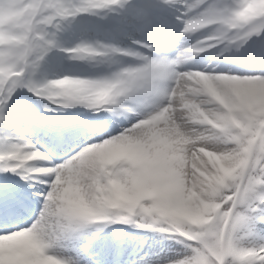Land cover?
Wrapping results in <instances>:
<instances>
[{"label":"clouds","instance_id":"clouds-1","mask_svg":"<svg viewBox=\"0 0 264 264\" xmlns=\"http://www.w3.org/2000/svg\"><path fill=\"white\" fill-rule=\"evenodd\" d=\"M223 2L227 7L229 0ZM32 8L28 0H0V16L22 14L24 23ZM190 23V30L187 24L180 29V38L185 44L194 42L179 50L169 75L152 80V95L141 90L142 81L127 75L136 69L131 67L113 71L106 80L120 77L123 83L110 90L69 83L53 91L62 103H83L136 122L81 150L76 155L80 160L63 167L53 181L56 189L46 200L49 210L43 221L37 223L39 216L30 227L11 234L28 237L38 246L29 264H58L41 245L62 224L84 219L93 223L118 215L185 241L202 242L209 250L205 264H227L229 257L237 264H264V248L245 247L240 231L232 230L238 199L264 196V75L180 70L199 54L218 46L232 47L257 24L264 26V0H243L237 10L226 11L222 17L194 18ZM21 26L3 24L0 32L15 33ZM60 80L89 79L65 76ZM141 98L151 101L148 111L140 110ZM123 144H133L155 159L166 174L168 190L155 199H136L130 178L140 171H133L127 160L104 165L103 154ZM43 158L38 151L26 154L28 161ZM83 159L92 163L84 167ZM122 187L130 189L126 196L119 193ZM0 264H15L6 247Z\"/></svg>","mask_w":264,"mask_h":264},{"label":"bare ground","instance_id":"bare-ground-1","mask_svg":"<svg viewBox=\"0 0 264 264\" xmlns=\"http://www.w3.org/2000/svg\"><path fill=\"white\" fill-rule=\"evenodd\" d=\"M12 2H17V0H12ZM209 2L216 3L217 0H209ZM133 4L134 2H131L125 9H122L129 16L124 15L120 17V15L115 14L116 12L104 9L98 10V14L95 15L81 13L80 15L74 18H69L68 21L63 22L62 31L58 34V40L61 48L64 50L54 49L51 51L40 63L35 75L30 78L39 87L45 81L62 79L65 76H73L89 80H106L111 77L113 71L118 67H142L144 64L143 60L140 61L136 57L133 58L134 55L126 56L120 52L112 55L110 58H98L96 60L73 59L70 53L71 49L81 43L93 45L101 43L114 46L123 51L130 50L133 53L142 54V52L145 51L143 45L148 44V42H151L154 39L151 26L156 25L157 21H164V23L169 22L168 19H164L167 15H179L174 9L159 7V10L164 11V13L152 12L153 18L150 17L151 22L148 23L140 18L141 9L136 12L131 10V8L134 7ZM141 4L145 6L148 5V2L144 1ZM17 16L18 14L10 18L0 16V25H17ZM113 19H117L120 22L122 21L125 24H129L132 21H139V24L123 28L121 25L113 23ZM49 31L51 32L55 30L49 29ZM179 31L180 30L177 32L178 34ZM199 35L200 34L198 33L197 36ZM117 37L118 39H116ZM3 38L4 33L0 32V40H3ZM129 38L134 41V44L129 43ZM126 39H128V41ZM193 42L194 39L185 44L184 41L179 38L174 41V47L172 49L178 53L182 47L188 46ZM122 43H126V45H122ZM138 43L142 45V47H137ZM263 43L264 37L260 38L259 41L248 50L251 60H247L240 56V50L235 48H231L230 50L225 51L224 54L217 55L218 57L213 59L217 52H222L225 49L223 46H218L208 55L199 54L193 62L185 65L180 70L198 69L217 72L222 71L233 75H264V57L259 54ZM169 52L171 53L170 50ZM147 54L148 55L143 54V56H148L150 58H153L154 56L149 51ZM260 62L263 63L260 64ZM24 89L28 90L26 91L27 93H25L26 100L18 102L15 99H12L8 104L7 113L10 117L11 126L14 129H18L19 125L22 126L24 122H27V112L30 117L31 115H35V119H32L36 120V122L43 117L46 119V122H48L50 119H55V117L49 113L54 112L57 116L60 110L65 111V107L62 104H52L48 99H44V103L39 107L29 95L30 92L28 87L25 86ZM150 102L151 101L147 99L145 103L149 104ZM252 103H255L254 98L252 99ZM138 104L141 111L149 110L144 107L143 98H141ZM46 107H50L54 110L46 111ZM89 111H95V109L90 108ZM56 118L57 119H55L51 125L58 122L57 120L59 117L57 116ZM139 118L142 117H137L136 119ZM116 122V124H107L87 134V137L80 141L84 144L81 147H74V149H80L81 151L88 145L99 143L102 139L108 138V135L117 134L123 131L124 128L130 127L132 123L136 122V120L127 121L121 117L117 119ZM20 132L23 137L35 147L39 146L42 149H46L50 151L53 156L60 155L58 152L59 147H65L63 143H56V141L47 133L38 132L37 129L25 128L23 132ZM2 137L3 129L0 126V150L4 148ZM46 143L51 144V146L49 148L45 147ZM78 143H75L74 146ZM103 159L110 162L109 165L112 163H118L122 160H127L129 162L137 161L140 164H147L155 161V159L150 157L147 152L137 148L133 144L116 145L103 154ZM38 162L41 163L46 161H28L26 164L29 167V165ZM7 173L10 174L11 172ZM41 173L42 172L27 171V174L24 175H28L32 178L33 175ZM1 175L0 191L2 188L5 189L8 186L5 181L4 184L1 183ZM46 176L49 178L48 183L43 186L42 184L36 186L34 191L37 192L31 195H35V198H31V207H27L26 215H20L18 223L17 221L13 222L12 227L14 229L20 225L30 227L43 212L45 195L50 191V184L54 181V178L48 176V174ZM32 181H37V179L29 180V182ZM1 193L3 192H0V194ZM111 224V221H104L103 219L89 223L86 227L77 229L74 232L67 231L63 233L61 239L57 240L53 248L49 249V254L55 255L58 259H61L63 264H73V262L74 264H157L159 262L160 264H169V261L182 259L185 255L190 253V249L186 246L187 242L181 243L180 241H182V239H175L167 232H161L156 237L154 234H149V231L146 228L134 226L130 230L125 231L121 228L115 229ZM252 225L254 227L250 233H246L248 230H245L246 232H244V229L240 232L242 234L245 233V235L247 234L248 237H250V240L252 239L255 243V241L257 242L261 239L260 236L264 238V224L257 220L256 223H252ZM3 234L5 233H0V235ZM158 236H160L161 240H159ZM5 247L7 248L9 259L15 261V264H19V260L22 258L36 254L39 251L36 243L30 238L18 237L15 240H9L7 244L0 241V259H2V252ZM126 249H129V256L133 255V260L127 258L126 253L124 254Z\"/></svg>","mask_w":264,"mask_h":264},{"label":"snow or ice","instance_id":"snow-or-ice-1","mask_svg":"<svg viewBox=\"0 0 264 264\" xmlns=\"http://www.w3.org/2000/svg\"><path fill=\"white\" fill-rule=\"evenodd\" d=\"M33 4L31 17L29 21L22 25L15 33H4L3 40H0V126L3 129L2 142L4 148L0 150V172H11L16 175H21L25 181H29L31 177L23 175V172L36 171L48 174V176L56 179L63 167H69L80 160V157L75 156L67 162L52 168L36 167L29 168L26 164V154L32 152H41L25 139L19 129H14L11 126L10 117L7 113L9 102L12 100L15 91L21 87H28L29 91L37 95L46 97L52 104H62L65 108L71 107L72 103H62L53 94L55 89L64 87L72 83L78 87L88 88L95 87L99 89L110 90L119 86L123 81L120 77L111 80L89 81V80H76V81H62L55 79L45 81L41 86L30 78L35 75L40 63L48 56L54 49L61 48L58 40V34L62 31V24L68 21L69 18H74L81 13L98 14V10L107 9L109 11H116L117 9H125L131 3V0H28ZM243 3V0H235L229 2L226 7L223 0H217L216 3H210L209 0H159V7L174 9L179 15L176 17L178 23L184 27L188 25L189 30L192 27L190 21L194 18L198 19H216L225 15L226 11H235ZM152 5H145L140 10V18L145 22L150 23ZM54 29L55 31H49ZM264 34V26L256 25L253 30L248 31L241 41L233 45L237 50L252 36L257 34ZM16 38L13 39L12 37ZM145 48L150 46L143 45ZM232 47H226L224 50H230ZM155 53V58L148 56H141L138 53L123 51L111 45L101 43L88 44L81 43L75 48L70 50L73 59L77 60H93L98 58H107L118 52L123 55H136L139 59L144 61L142 67L136 68L134 71L129 72L127 75L133 79L142 81L141 90L147 92L149 95L153 94L152 80L154 78H165L171 73L174 64L177 62L175 59L161 58L160 54L156 52L155 48H151ZM185 54L181 52V58ZM19 73V75H14ZM46 111H53L54 109L46 107ZM43 153V152H41ZM51 158L48 154L44 153V158L41 161H49ZM37 161V160H34ZM84 167L89 166L91 161L83 159L81 161ZM110 162L104 160V165H109ZM117 163H112L115 165ZM132 170L140 172L143 165L137 161H131ZM41 169H48V171H41ZM43 183V179H41ZM56 185L52 182L50 184V191L45 195V204L43 212L37 223H41L45 218V214L49 210V205L46 200H51L50 193H54ZM246 209V211H244ZM150 211V209H145ZM233 216H237V223L232 226L233 232L244 230H252V222L258 215L264 221V196L259 197H241L235 204ZM15 219V203L10 200L8 210H5L2 197H0V238L15 240L18 237H13L11 234L18 231L20 228L26 226L20 225L13 228L12 224ZM112 219L123 220L130 222L126 216H115ZM89 224L87 219L81 220L76 224L68 223L62 224L56 231L54 237L49 240L47 244H42V249H50L57 240L63 237V233L70 230H77L86 227ZM140 227L144 225L140 224ZM181 243L193 241H180ZM186 246L190 249V253L185 255L182 259L169 261V264H205V258L209 254V250L202 242H195L194 244L187 243ZM264 248V242L255 247L256 251ZM52 255V254H50ZM55 256V255H53ZM29 257L26 256L20 261V264H29ZM56 257V256H55ZM58 264H63L61 259L56 257ZM74 264V262H73ZM227 264H237L236 261L230 257ZM258 264V262H256Z\"/></svg>","mask_w":264,"mask_h":264},{"label":"rangeland","instance_id":"rangeland-1","mask_svg":"<svg viewBox=\"0 0 264 264\" xmlns=\"http://www.w3.org/2000/svg\"><path fill=\"white\" fill-rule=\"evenodd\" d=\"M231 1L235 2V0H229V2H231ZM24 24H26V23H24L22 14H18V16H17V25H24ZM124 27H129V26L128 25H124ZM116 39H118V37ZM126 40L128 41V39H126ZM129 40H130L129 43H131V44L133 43L134 44V41H132L130 38H129ZM122 45H126V43H122ZM127 45H128V43H127ZM138 46H140L139 43L137 44V47ZM141 56H143V55H141ZM135 57L137 59H139L137 56L134 55L133 58H135ZM249 74H255V73H249ZM26 91H28V90L24 89V87L18 88L15 91L12 99H15L16 101H22L24 99L22 97L25 95V93H27ZM29 92H30V94H33L32 97H34V99L37 100V102L39 104L42 105L44 103L45 100H40L38 97H36L34 92H32V91H29ZM73 105H75V104H73ZM21 130H24V129L21 128ZM87 143H88V141H87ZM83 144L84 143L80 142L76 146H74L73 144L66 145V147H69L68 151L65 154H61L60 156L56 157L54 159L53 166L49 165L46 168H52L54 166L55 167L59 166V165L65 163V162H67L68 160L72 159L73 157L78 155L79 151H80V149L79 150L78 149H73V147H81ZM49 157L51 159H53L51 156H49ZM38 165H39L38 163L36 165L33 164V166L40 167ZM142 165H143V169L140 172V174L139 175H134V176H132L130 178V181H131L130 189L135 192V196H136L137 200L145 198V196L147 194L153 195V197L151 199H155L156 197H158L161 194L162 191L168 190V186L166 185V179H167L166 174H165V172H164V170L162 168L157 166L156 161L149 162L147 164H142ZM40 179H43V181H44L43 183H46V182L48 183V178H43V177L40 176ZM130 189L122 187V188L119 189V193H120V195H125L126 196ZM156 192L158 193V195H156ZM154 195H155V197H154ZM107 219L120 222L121 224L125 222L123 220H118V219H112V218H107ZM260 219H261L260 216L257 215L252 223H256V221L260 220ZM253 227L254 226L252 225V228ZM147 228H148V230L150 232H152L155 235H158L159 233H161L160 231H157V230H155L153 228H149V227H147ZM70 231L74 232L75 230H70ZM244 232H246V231L244 230ZM250 232L251 231L248 230L246 233H250ZM170 236H171V233H170ZM241 236L244 238L245 247L252 246L253 244L258 245V244L264 242V238L262 236H260L261 239L258 240L257 242L255 241V243L252 241V239L250 240V237H248L247 234L245 235V233H243V234L241 233ZM178 238H181V239L184 240V238H182V237H178ZM191 244H193V243H191ZM53 246L51 248H53ZM124 253L130 254L129 253V249H126L124 251ZM23 259L24 258H22L21 260H23ZM21 260H19V264H20ZM157 264H160V262L157 263Z\"/></svg>","mask_w":264,"mask_h":264}]
</instances>
